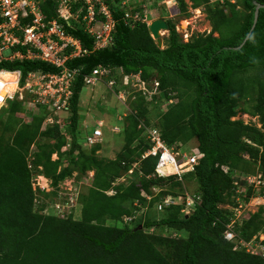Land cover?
<instances>
[{
  "label": "trees",
  "instance_id": "16d2710c",
  "mask_svg": "<svg viewBox=\"0 0 264 264\" xmlns=\"http://www.w3.org/2000/svg\"><path fill=\"white\" fill-rule=\"evenodd\" d=\"M122 1L105 0L114 21L106 47L96 49L95 39L80 24H64L65 33L87 53L65 62V69L77 74L71 84L69 111L56 118L59 124H45L47 111L27 112L21 101L1 108L5 119L0 118V264H264L263 252L251 254L223 236L241 210L238 203L245 205L252 196L250 189L243 200L235 192L238 180L233 173L259 174L264 180V9H259L252 29L254 3L264 5V0H235L234 4L226 0L214 5L210 0H188L191 9L205 13L209 33L184 42L176 24L167 20L168 38L161 49L142 21L144 9L131 11L139 13L140 19L125 20ZM176 2L175 12L186 14L184 0ZM43 12L51 19L53 3L47 2ZM14 50L2 52L0 70L19 71L22 83L30 72L62 71L41 60H5ZM98 67L112 69L113 84L107 87L113 94L122 91L132 98L129 114L113 126L118 130H109L123 142L114 159L96 155L101 143L89 152L81 144L82 94L97 85L88 87L83 78ZM131 79L152 92L151 99L142 91H129ZM157 94L172 103L153 124L151 107ZM24 113L30 115L28 120ZM238 113L255 118L259 128L235 119ZM150 128L171 148L194 141L192 154L201 158L193 170L159 176L157 159L143 158L151 148L146 138ZM54 154L56 160L51 159ZM88 172H93L90 187L77 195L80 219L67 213L64 218L56 216L50 206L64 202L59 184L73 173L86 178ZM34 174L50 182L49 192L33 188ZM240 180L246 184L245 177ZM188 183L195 187V201L185 215ZM153 188L159 191L154 194ZM110 190L113 195H108ZM177 197L180 203L158 210L164 199ZM226 205L231 207L224 209ZM139 210L141 219L130 226L125 219ZM263 215L261 207L243 222L236 219V240L249 242L261 234L264 247ZM151 228L170 229L179 236L147 233Z\"/></svg>",
  "mask_w": 264,
  "mask_h": 264
},
{
  "label": "built area",
  "instance_id": "2783aa9c",
  "mask_svg": "<svg viewBox=\"0 0 264 264\" xmlns=\"http://www.w3.org/2000/svg\"><path fill=\"white\" fill-rule=\"evenodd\" d=\"M225 1L210 0V3L223 4ZM229 1L234 3L232 0ZM47 2L53 3L54 14L50 17L51 19H47L43 12ZM124 19L136 21L140 19V15L139 13L132 15L125 12ZM142 21L149 24L145 13ZM72 22L83 26L84 30L95 39L96 49L110 44L114 21L105 0H0V58L2 59V52L14 48L15 50L5 60H41L56 67H62V71L58 74L30 72L23 83L19 71L0 70V109L6 107L9 102L17 100L24 103L27 111L38 107L47 111L45 124L60 123V120L56 121L55 117L69 111V100L72 96L71 84L77 74L76 71L70 72L65 69V62L87 53L81 49L77 40L65 33L64 24L71 27L70 23ZM184 36V41H187V35ZM20 48H24L25 52H22ZM69 49L70 51L66 54ZM111 70L95 68L91 74L84 76L83 82L86 86L93 87L105 79L108 80L107 85L111 86L113 84L112 78H109ZM136 80L139 81V79ZM141 91L143 95L147 94V100L154 95L152 92L147 93L142 86L139 92ZM100 128L101 125L86 136L87 146L92 147L102 142ZM114 131H117V128ZM146 134L151 148L143 155V158L151 156L157 159L155 172L159 176L169 177L192 171L201 158L197 154L187 157L185 154L174 151L161 139L160 133L156 129H147ZM128 173H132V170ZM249 179L251 178H245L246 184H251ZM255 183L258 187L264 185L261 178ZM36 187L39 186L36 185ZM109 192L111 195L114 193L112 190ZM59 195L62 194L59 193ZM144 197L149 200L146 195ZM177 200L178 198L164 199L157 205V208L161 210L170 204H176ZM179 201H181L180 198ZM194 201V197L186 195L185 207L182 212L187 209L190 211L194 206ZM73 203V200L70 199L67 202L52 204L56 212L55 215L64 218L65 213L71 214V209L75 206ZM63 206H68V209H63ZM239 214L238 212L236 218L226 226L224 239L246 247V252L257 254L252 251L254 248L248 243L236 240L233 224Z\"/></svg>",
  "mask_w": 264,
  "mask_h": 264
},
{
  "label": "rangeland",
  "instance_id": "374dc122",
  "mask_svg": "<svg viewBox=\"0 0 264 264\" xmlns=\"http://www.w3.org/2000/svg\"><path fill=\"white\" fill-rule=\"evenodd\" d=\"M125 1V0H124ZM128 1V0H126ZM134 0L128 1V6L125 8V11L131 14V11L133 12V8L136 10L139 8L144 9V13L146 15L147 21H149V24L157 19H164V20H172L173 23L177 26V31L179 34H181L183 37L184 35H187V39H190L193 36H198L200 34H206L210 31V24L208 20L206 19L205 13L202 9H191L190 2L188 0H184L187 8H186V14L175 12V9L177 8V2L178 0H141V2H134L131 3ZM235 1V0H232ZM213 4V3H211ZM214 5V4H213ZM227 8V7H226ZM199 10V11H197ZM161 48L164 47V43L167 41L168 38V32H161ZM181 36V37H182ZM105 79L97 83V85L92 90L84 91L82 94V100L83 102L80 104V117L85 122L82 123L80 126L81 133V141L82 148L85 152H89L90 147L87 146L84 138H86V133L89 132V130H93V128L98 127V123H103V127L101 128V131L103 133L102 136V148L99 152L96 153L99 157H104L107 159H114L115 155L119 152L122 141L121 138L119 139L116 137L115 134L110 133L109 130H115V128H112L114 121L120 122L123 120V116L125 114H129V105L132 101L126 98V95L124 92L120 91V94L117 96L112 93L111 89L107 87ZM121 82H119V85ZM122 86V85H121ZM132 87H127L129 91L136 92L141 89L140 86H137L135 82H132ZM86 92V93H85ZM116 92V91H115ZM86 96V100L84 101V97ZM155 97L158 98L157 101L154 102L153 106L151 107L152 111V123L154 124L156 122L157 116L160 114H163L167 109L169 104L172 102H168V100H165L160 97L159 94L155 95ZM88 100V101H87ZM5 108V107H2ZM39 109H42V107H38L35 109L34 113L37 112ZM1 111V109H0ZM27 111V110H26ZM44 111V110H43ZM43 111H40L43 113ZM159 111V112H158ZM28 112V111H27ZM39 112V111H38ZM37 112V113H38ZM158 112V113H157ZM67 112H64L63 114H58L61 116V118L65 117ZM114 113V114H113ZM156 114V115H155ZM30 118V115H26L24 113V120ZM0 118L5 119V116H0ZM57 117H55L56 119ZM60 119V117H58ZM121 119V120H120ZM235 119L242 120L244 124H249L252 126H256V128H259V125L257 124V120L255 118H251L247 115H244L242 113H238ZM120 120V121H118ZM101 125V126H102ZM255 136V135H254ZM69 146V145H68ZM176 148H172L174 151H177L181 154H185L187 157L190 156L193 152V149H195V142L191 141L187 144H176ZM34 149L30 151V154L33 152ZM31 157H29L30 160ZM56 155H52L51 159L56 160ZM93 172H88V176L85 178H77V174L73 173L71 177L66 178L64 181H62L59 184V190L62 194V197L64 195V198H61L64 201L73 200V206L74 208L71 209V214H73V219L76 221L80 219V205L78 202L79 197L77 196L78 193L81 191L82 193L86 192L87 188L90 187V177H92ZM233 178L235 180H238L236 185V193L238 192L241 194V199L244 198L249 191V189L252 192L251 198L248 200V203L244 205V203H238V206H241V210H239V215L237 217V220L240 222H243L246 220L249 215L257 212L259 208H264V200H262V194L264 193V185L261 187V189H258V186H256L255 182L259 180L260 175H242L239 173H233ZM251 178L249 179L251 184H241L240 182H243L240 180V178ZM44 181V182H42ZM240 181V182H239ZM264 183V180H261ZM31 183L33 188L35 186H39L43 189L44 192L50 191V182L46 179H44L43 176L36 175L31 178ZM37 187V188H39ZM185 191L187 192L185 194L188 196H192L193 191L195 190V187L191 183H188L184 186ZM159 191V188H153L151 190L152 193H156ZM173 192H176L178 194L183 193L182 190H173ZM180 192V193H179ZM263 192V193H262ZM185 193V192H184ZM183 193V194H184ZM108 194L110 192L108 191ZM145 196V194H143ZM178 200L176 204L180 203L179 197H177ZM240 199V197H239ZM181 200V199H180ZM243 200V199H242ZM161 202V201H160ZM63 203V202H60ZM77 204V205H76ZM230 205H226L223 208H229ZM37 208V207H36ZM53 209V205L51 206ZM63 209L67 210L68 206H63ZM50 210V209H49ZM51 211V210H50ZM52 213V212H51ZM185 215H188L190 213L189 209L185 210L183 212ZM188 213V214H186ZM142 211L139 210L136 215L133 218L125 219L126 222H129V225H132V222H134L136 219L139 220L142 217ZM264 218V215H263ZM147 233L153 234V235H161V236H168L172 238H177L179 235H177L176 232H173L172 230H159L157 228H151L150 230H146ZM263 239V236L261 234H258L257 236L253 237L248 243L252 248H254L252 251L260 254L264 253L263 245L261 244ZM237 242H235L236 244ZM238 248H242L243 250H246V247L241 246L240 244L237 245ZM237 248V249H238Z\"/></svg>",
  "mask_w": 264,
  "mask_h": 264
},
{
  "label": "water",
  "instance_id": "95a60500",
  "mask_svg": "<svg viewBox=\"0 0 264 264\" xmlns=\"http://www.w3.org/2000/svg\"><path fill=\"white\" fill-rule=\"evenodd\" d=\"M255 5V11H254V21H253V26L252 29L256 23L257 20V16H258V11L259 9H264V5H260L257 3H254ZM168 31V26L167 23L164 19H157L154 20L153 22H151L149 24V32L150 35L152 37V39L155 41L157 47L159 49H161V32H167ZM248 39V36L244 39V42ZM244 42L241 44V46H239L238 48H234L233 50H238L239 48L242 47V45L244 44Z\"/></svg>",
  "mask_w": 264,
  "mask_h": 264
},
{
  "label": "crops",
  "instance_id": "0c3cea01",
  "mask_svg": "<svg viewBox=\"0 0 264 264\" xmlns=\"http://www.w3.org/2000/svg\"><path fill=\"white\" fill-rule=\"evenodd\" d=\"M128 1H129V0H128ZM128 1H126V0L124 1V0H123V1L121 2V7H122L123 9H125V8L128 6V4H127ZM135 1H136V2H139V3L141 2V0H134V1H132L131 3H134ZM133 79H135V78H133ZM130 83H132V79H131ZM87 90L90 91V90H92V88H87L85 91H87ZM85 93H86V92H85ZM85 100H86V96L84 97V101H85ZM87 101H88V100H87ZM82 102H83V100H82V98H81V102H80V104H81ZM83 120H84V119H83ZM83 120H82L81 117H80L79 129H80L81 124H82V123H83V124L85 123V122H81V121H83ZM102 124H103V123H98V127H99V125H102ZM113 126H119L118 122H115V121H114ZM113 126H112V128H114ZM98 127H95V128H98ZM102 127H103V125L101 126V128H102ZM95 128H93V129H95ZM90 130H91V129H90ZM90 130H89V132H90ZM89 132H88V133H89ZM86 134H87V133H86ZM102 134H103V133H102Z\"/></svg>",
  "mask_w": 264,
  "mask_h": 264
},
{
  "label": "clouds",
  "instance_id": "9594fccd",
  "mask_svg": "<svg viewBox=\"0 0 264 264\" xmlns=\"http://www.w3.org/2000/svg\"><path fill=\"white\" fill-rule=\"evenodd\" d=\"M230 2V1H229ZM235 2V1H234ZM217 3V2H216ZM214 4V3H213ZM234 4V3H233ZM197 11H199V10H197ZM126 12V11H125ZM166 21V20H165ZM148 26H149V24H148ZM168 32V31H167ZM178 32V31H177ZM209 33V32H208ZM181 35V34H180ZM182 36V35H181ZM182 39H183V41H184V38H183V36H182ZM188 40V39H187ZM184 42H187V41H184ZM3 71H6V70H3ZM7 72H9V71H7ZM133 78H135L134 80L135 81H137L136 79H138V76H135V77H133ZM114 128H117V127H114ZM64 130V129H63ZM100 130H101V128H100ZM117 130H118V128H117ZM111 131H113V130H111ZM87 135V134H86ZM102 136H103V134H102ZM258 189H261V187H258ZM262 200H264V197H262ZM223 236H224V234H223ZM263 240V239H262ZM232 243H235V242H232Z\"/></svg>",
  "mask_w": 264,
  "mask_h": 264
}]
</instances>
